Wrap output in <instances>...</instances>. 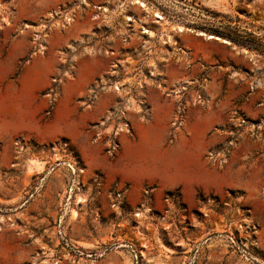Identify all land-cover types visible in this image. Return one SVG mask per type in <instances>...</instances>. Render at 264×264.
<instances>
[{
    "label": "rangeland",
    "instance_id": "rangeland-1",
    "mask_svg": "<svg viewBox=\"0 0 264 264\" xmlns=\"http://www.w3.org/2000/svg\"><path fill=\"white\" fill-rule=\"evenodd\" d=\"M217 117L138 184L125 151ZM128 262L264 264V0H0V264Z\"/></svg>",
    "mask_w": 264,
    "mask_h": 264
},
{
    "label": "crops",
    "instance_id": "crops-1",
    "mask_svg": "<svg viewBox=\"0 0 264 264\" xmlns=\"http://www.w3.org/2000/svg\"><path fill=\"white\" fill-rule=\"evenodd\" d=\"M217 42V41H216ZM222 42V41H221ZM226 44V43H222ZM262 86V85H260ZM250 95L256 96L255 93ZM171 117L170 115L161 116L157 114L150 124L151 128H164L168 129L170 125ZM223 118L217 117L214 120H203L202 126V136L199 139L194 135L193 138L187 139L188 142H182V140H175L171 147L165 150H158L159 147H145L143 144H139L132 149L125 151L124 156L127 159L128 164L132 167L137 177H140L138 184L143 180H152V172H150L154 167L158 166V162L161 165L171 168L172 178L169 180L171 185H179L185 181L184 170L188 168L189 156L193 153L200 155L206 149L209 148L210 143H213L219 136L212 133L208 137V131L210 127H213L216 123H222ZM168 131V130H167ZM207 133V135H206ZM205 138V139H204ZM158 144V143H157ZM136 185V188L139 185Z\"/></svg>",
    "mask_w": 264,
    "mask_h": 264
},
{
    "label": "built area",
    "instance_id": "built-area-1",
    "mask_svg": "<svg viewBox=\"0 0 264 264\" xmlns=\"http://www.w3.org/2000/svg\"><path fill=\"white\" fill-rule=\"evenodd\" d=\"M197 101H199L200 103H205V98L204 96L202 95H199L198 98H197ZM183 110H179V112L176 114V117H175V121L172 122L173 123V127L175 130H180L181 127H183V124L185 122L184 120V115H183ZM125 127L126 129H129L130 130V124L129 123H126L125 124ZM128 130V132H129ZM172 131V139L173 140L174 138H176V133L177 131ZM123 130H120V132H115L114 133V137L113 139L110 141L109 143V147L107 149V154H109L111 157L115 156L116 154L119 153V150H120V134L122 133ZM229 145L232 146L233 145V142H229ZM221 149H218L217 151H214V152H211L210 155L208 156L209 158V161L213 164V165H217L219 167H222L224 164H225V161L228 157L225 158H221L220 154H221ZM123 196L122 193H119V197L121 198Z\"/></svg>",
    "mask_w": 264,
    "mask_h": 264
},
{
    "label": "bare ground",
    "instance_id": "bare-ground-1",
    "mask_svg": "<svg viewBox=\"0 0 264 264\" xmlns=\"http://www.w3.org/2000/svg\"><path fill=\"white\" fill-rule=\"evenodd\" d=\"M147 34H150V32H147ZM152 33L150 34V36L152 37ZM223 42H225V43H227L226 41H223ZM153 76V75H152ZM115 90L118 92V93H123L124 91H125V89L124 88H121V87H119V86H116L115 87ZM31 162H33L32 163V165H31V171L33 170V171H35L36 170V172L37 171H40V170H42L44 167L43 166H45V162H41V161H31ZM70 168H72V170L73 171H75V169L73 168V167H70ZM71 170V171H72ZM30 171V170H29ZM76 188V187H75ZM77 189V188H76ZM79 189V188H78ZM72 190V189H71ZM76 192V191H75ZM80 192H81V190H80ZM82 193V192H81ZM71 198L72 197H70V200H71ZM75 198V197H74ZM84 202V199L83 198H81V196L79 197V196H77L76 198H75V201H74V204H75V207L74 208H72L71 209V217H72V219H74V218H76V217H78L79 216V214H78V211H77V208H79L80 209V206H81V204ZM167 251V250H166ZM127 264H132L131 262H128Z\"/></svg>",
    "mask_w": 264,
    "mask_h": 264
}]
</instances>
